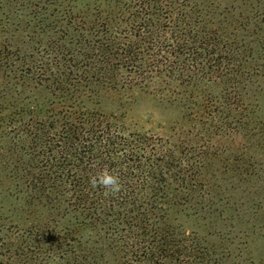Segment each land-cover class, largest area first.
Segmentation results:
<instances>
[{"label":"trees","instance_id":"obj_1","mask_svg":"<svg viewBox=\"0 0 264 264\" xmlns=\"http://www.w3.org/2000/svg\"><path fill=\"white\" fill-rule=\"evenodd\" d=\"M116 3L94 18L56 10L50 22L60 36L42 57L37 77L51 80L63 96L39 112L24 111L26 158L22 183L15 184L25 195L22 210L30 224H15L11 234L0 226V264H53L56 256L100 264L108 255L121 256L123 264L221 262L196 232L176 222L189 208L209 220L220 211L210 200L203 204L206 196L198 191L209 181H200L198 163L162 138L126 135L114 116L86 104L101 91L146 88L157 78L167 85L181 79L184 91L172 92L181 99L187 83L202 84L210 74L205 66L224 82L239 80L241 71L248 84L264 78V4L230 33L227 25L216 28L205 19V8L191 0ZM105 170L119 177L118 193L90 185Z\"/></svg>","mask_w":264,"mask_h":264},{"label":"rangeland","instance_id":"obj_2","mask_svg":"<svg viewBox=\"0 0 264 264\" xmlns=\"http://www.w3.org/2000/svg\"><path fill=\"white\" fill-rule=\"evenodd\" d=\"M117 1L0 0V226L7 234L15 231V224L22 229L30 224L22 210L25 195L15 184L22 183L20 164L26 158L21 149L29 115L24 111L39 112L63 96L51 80L37 77L42 57L55 48L60 36L50 22L56 10L87 11L94 18L97 11L116 7ZM191 1L205 8V19L216 28L227 25L230 33L255 12L256 4H264V0ZM129 72L119 70L124 76ZM242 72L236 73L239 80L224 82L205 66L204 73L210 74L202 84L187 83L188 92L181 99L172 94L181 79L167 85L157 78L146 88L101 91L86 104L114 116L126 135L162 138L189 163H198L200 181H209L198 191L206 196L203 204L210 200L212 210L219 209L222 215L219 211L212 220L202 219L192 216L189 208L176 222L196 232L220 264H264V78L253 77L248 84ZM184 88L178 87L182 92ZM73 257L56 256L53 264H74ZM100 264H123V259L108 255Z\"/></svg>","mask_w":264,"mask_h":264},{"label":"clouds","instance_id":"obj_3","mask_svg":"<svg viewBox=\"0 0 264 264\" xmlns=\"http://www.w3.org/2000/svg\"><path fill=\"white\" fill-rule=\"evenodd\" d=\"M89 183L93 188H96L98 186L102 187L106 195L116 194L121 190L119 177L110 174L107 170L99 173L95 177H91Z\"/></svg>","mask_w":264,"mask_h":264}]
</instances>
